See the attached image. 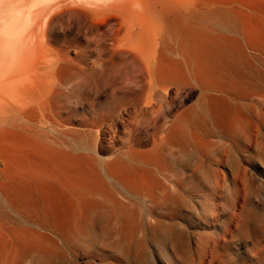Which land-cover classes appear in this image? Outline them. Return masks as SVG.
<instances>
[{
    "label": "rangeland",
    "instance_id": "rangeland-1",
    "mask_svg": "<svg viewBox=\"0 0 264 264\" xmlns=\"http://www.w3.org/2000/svg\"><path fill=\"white\" fill-rule=\"evenodd\" d=\"M65 31L71 57L94 37ZM245 50L255 83L233 96L227 123L187 125L181 141L162 139L164 122L196 102L195 88H171L173 105L149 115L130 98L147 95L141 73L114 70L75 96L80 78H69L33 123L69 155L65 176L88 187L72 191L22 145L18 166L0 170V264H264V55Z\"/></svg>",
    "mask_w": 264,
    "mask_h": 264
},
{
    "label": "bare ground",
    "instance_id": "bare-ground-1",
    "mask_svg": "<svg viewBox=\"0 0 264 264\" xmlns=\"http://www.w3.org/2000/svg\"><path fill=\"white\" fill-rule=\"evenodd\" d=\"M69 25L94 34L73 57L65 45ZM244 46L264 55V0H0V170L17 167L27 145L26 154L55 166L58 181L86 190L84 178L65 176L69 155L33 123L66 95L73 76L80 78L75 96L97 88L114 70L141 73L147 95L130 98L142 112L171 104V88H195L196 102L165 119L164 141L185 140L187 125L204 133L211 124L224 127L233 96L255 83ZM129 173L126 185H134Z\"/></svg>",
    "mask_w": 264,
    "mask_h": 264
}]
</instances>
